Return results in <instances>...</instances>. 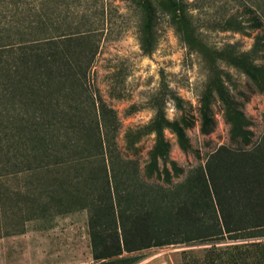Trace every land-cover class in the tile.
Returning a JSON list of instances; mask_svg holds the SVG:
<instances>
[{
	"label": "rangeland",
	"instance_id": "rangeland-1",
	"mask_svg": "<svg viewBox=\"0 0 264 264\" xmlns=\"http://www.w3.org/2000/svg\"><path fill=\"white\" fill-rule=\"evenodd\" d=\"M151 1L157 12L163 9L159 0ZM185 1L199 41L190 48L176 35L170 16L158 12L149 54L140 42L145 11L133 0H47L41 25L34 28L35 18L27 8L13 18L18 23L8 28L7 39L45 34L72 38L51 49L37 46L42 50L36 64L48 65L51 77L40 88V99L23 103L9 94L0 102V239L8 234L22 239L15 243L17 264H97L85 204L89 196L103 193V164L97 159L101 153L114 158L109 173L113 169L116 178L110 181L128 214L168 205L178 197V186L192 166L204 163L222 145L240 146L230 139L220 90L235 100L250 122L253 134L247 147L261 140L264 92L243 66L252 59L264 67V50L250 54L256 36H264V19L262 27H249L252 14L244 10L246 0ZM253 1L264 6V0ZM231 15L245 20L246 31L222 29ZM52 50L61 53L48 56ZM67 50L80 65L75 69L80 82L61 81L55 71ZM217 51L225 57H217ZM230 51L241 57L235 64L226 59ZM206 93L211 94L216 126L203 134L200 106ZM183 116L193 121L187 129L191 149L183 151L176 134L165 128L168 175L160 160L157 167L150 163L156 140L150 126ZM89 156L97 158L85 159ZM171 161L183 170H175ZM107 228L102 229L114 231ZM27 232L33 248L29 260L23 239ZM223 238L214 245L151 246L122 256L140 259L138 264H234L232 254L238 250L233 246L244 241Z\"/></svg>",
	"mask_w": 264,
	"mask_h": 264
},
{
	"label": "trees",
	"instance_id": "trees-1",
	"mask_svg": "<svg viewBox=\"0 0 264 264\" xmlns=\"http://www.w3.org/2000/svg\"><path fill=\"white\" fill-rule=\"evenodd\" d=\"M133 2L145 11L140 35L141 48L145 53H151L154 48L158 12L170 16L176 35L190 48H193L195 40L199 41L197 26L185 0H159L163 9L158 12L151 0ZM46 4L47 0H0V102L7 99L9 94L20 98L23 103L40 99V88L47 85L51 77L46 73L45 66L49 68L48 65L39 62L36 64L38 52L42 50V46H37L46 44L44 48L51 49L53 44L57 46L59 42L72 39L67 38L69 35L52 38L48 34L32 39H7L8 28L11 29L18 23L13 20L17 13L29 9L35 18L31 22L34 28L41 25ZM243 7L252 14L247 18L249 27H262L264 6L253 0H246ZM244 21L231 15L223 22L222 29L246 31ZM263 38V35L256 36L250 54L257 55L264 50ZM94 52H91V56ZM217 52V57H225L220 56L222 51ZM59 53L61 51L52 50L48 56L56 57ZM228 54L231 57L226 59L232 64L241 59L231 51ZM40 60L42 61V58ZM59 62L60 69L55 70L59 80L67 81L68 78H73L81 81L75 71L80 65L69 50L62 53ZM243 67L258 89L264 92V67L257 65L252 59ZM74 83L75 81L71 80V84ZM210 97L211 94L206 93L200 106V129L203 134L212 132L216 126ZM220 97L224 104L225 119L230 124V139L241 144L238 147L222 145L213 151L204 163L192 166L184 182L178 186V197L176 196V200L172 199L170 205L163 203L159 209L127 214L126 210L121 208V193L117 187L115 190L110 181L116 178L113 169L111 174L109 173V168H112L114 162L113 156L101 153V158H85H97L101 161V172L104 173L105 181L103 193L100 196H89V203L85 204L90 209L92 250L97 264H135L140 259H131L122 254L151 246L177 243L214 245V240L224 239L227 235L237 241H244L233 246L238 250L232 254L234 264H264V135L257 144L248 148L253 134L249 129L250 122L227 92L220 90ZM192 124L193 121L184 116L174 121H154L150 128L155 132L156 140L150 153V163L157 167L160 160L163 170L169 175L166 167L169 161L168 144L164 130L170 128L176 134L180 148L188 152L191 144L187 129ZM171 164L175 170H183L175 161H171ZM107 227H112L114 231L102 229ZM244 256H250V260H246Z\"/></svg>",
	"mask_w": 264,
	"mask_h": 264
},
{
	"label": "crops",
	"instance_id": "crops-1",
	"mask_svg": "<svg viewBox=\"0 0 264 264\" xmlns=\"http://www.w3.org/2000/svg\"><path fill=\"white\" fill-rule=\"evenodd\" d=\"M19 236H25V234H20ZM26 239L25 247V258L26 260H29L31 256V252L33 251L32 244L29 243L28 240V232L26 233ZM22 241V239H20ZM18 236L15 234H8V235H2V238L0 239V264H17V262L14 260V249L16 248V244L18 241H20ZM253 262V260H251ZM139 262L135 263L138 264Z\"/></svg>",
	"mask_w": 264,
	"mask_h": 264
}]
</instances>
